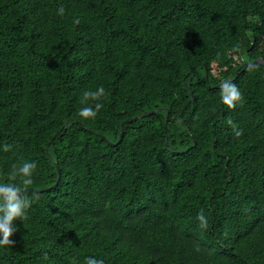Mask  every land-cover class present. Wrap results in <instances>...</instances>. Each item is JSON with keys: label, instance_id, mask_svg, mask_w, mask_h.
<instances>
[{"label": "trees", "instance_id": "obj_1", "mask_svg": "<svg viewBox=\"0 0 264 264\" xmlns=\"http://www.w3.org/2000/svg\"><path fill=\"white\" fill-rule=\"evenodd\" d=\"M263 75L264 0H0V264H264Z\"/></svg>", "mask_w": 264, "mask_h": 264}, {"label": "clouds", "instance_id": "obj_2", "mask_svg": "<svg viewBox=\"0 0 264 264\" xmlns=\"http://www.w3.org/2000/svg\"><path fill=\"white\" fill-rule=\"evenodd\" d=\"M61 12L63 9L60 10ZM104 94L103 87H98L94 92H85V98L91 101H98ZM221 100L228 108H234L242 101V93L237 86L225 81L221 85ZM102 107L101 103H94L93 106L83 107L79 111V115L86 119L95 118L97 112ZM7 146H4V150ZM36 168L35 162H23L19 166H14L12 172L13 177L23 179L24 184H31L33 170ZM30 201L23 192L19 191L14 183L0 184V245H11L13 241L9 237L18 230L15 223L17 218L22 219L25 210L29 207ZM201 226H206L203 215L199 216ZM87 264H103L102 261L89 258Z\"/></svg>", "mask_w": 264, "mask_h": 264}, {"label": "water", "instance_id": "obj_3", "mask_svg": "<svg viewBox=\"0 0 264 264\" xmlns=\"http://www.w3.org/2000/svg\"><path fill=\"white\" fill-rule=\"evenodd\" d=\"M261 63H263V60L257 58V59H255V60L250 61V62H245V65H246V66H255V65H259V64H261ZM263 78H264V75H263ZM205 79L207 80V72H205ZM227 81H228V80H227ZM220 85H221V84H218V85H216L215 87H220ZM192 100H193V96L191 95V97H190L188 103L191 102ZM152 112H153V111H152ZM148 113H151V112H148ZM182 113H183V112H180L179 115H182ZM136 118H137V117H134V118L130 119L129 121H133V120H135ZM164 126H165V134H166V133H167V117H165V123H164ZM59 131H60V130H59ZM56 135H57V134H55V135L52 137V139L55 138ZM121 136H122V133H120L117 142L120 141ZM52 139H51V140H52ZM51 140L49 141V143L51 142ZM44 151H45L46 155L49 156V155H48V152H47V147H46V146L44 147ZM55 166H56V168H57V178H56V181L54 182V184L51 186L52 188L55 187V186L57 185V183H58V181H59V179H60V171H59V168H58L57 164H55Z\"/></svg>", "mask_w": 264, "mask_h": 264}]
</instances>
